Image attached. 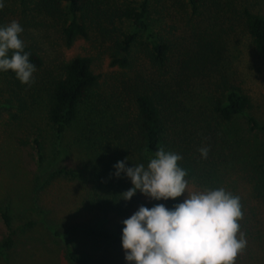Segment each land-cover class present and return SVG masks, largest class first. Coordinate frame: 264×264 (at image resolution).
I'll return each instance as SVG.
<instances>
[{
	"label": "trees",
	"instance_id": "obj_1",
	"mask_svg": "<svg viewBox=\"0 0 264 264\" xmlns=\"http://www.w3.org/2000/svg\"><path fill=\"white\" fill-rule=\"evenodd\" d=\"M21 6L13 11L4 5L0 27L13 20L23 27L20 39L36 67L33 82L22 84L12 70L0 73L10 87L8 103H14L17 113L41 105L56 139L78 120L80 107L99 85V75L87 56L78 55L48 67L31 32L50 22L58 28L66 47L80 38L91 40L92 33L97 32L110 42L109 64L132 71L122 83L133 102V118L119 124L120 128H110V132L88 128L81 138L90 156L83 171L94 183L86 199L87 208L105 214L127 212L142 193L137 190L130 200L121 198L132 183L123 172L116 177L114 165L124 161L126 167L147 166L160 148L182 157L178 165L186 170L185 179L200 190L221 187L226 162L239 167L241 178L264 202V122L248 113L250 96L224 68L228 41L237 28L247 35L255 54L264 62V14L246 0H21ZM176 14H181L180 20ZM164 18L173 22L167 31L159 28ZM177 20L189 27L191 37L178 53L169 36ZM121 21L130 22L132 30H121L116 25ZM138 53L144 60L141 68L134 64ZM33 142L40 162L42 143L37 137ZM202 147L208 148L206 158L199 151ZM58 172L76 175L64 168ZM154 201L171 209L179 197ZM0 217L9 229L8 210L0 207ZM123 227L118 225L115 233L91 228L84 232L102 241L118 242ZM11 242L9 233L0 248L10 247ZM66 258L70 263L84 262L70 248Z\"/></svg>",
	"mask_w": 264,
	"mask_h": 264
},
{
	"label": "rangeland",
	"instance_id": "obj_2",
	"mask_svg": "<svg viewBox=\"0 0 264 264\" xmlns=\"http://www.w3.org/2000/svg\"><path fill=\"white\" fill-rule=\"evenodd\" d=\"M2 2L13 11L23 7L21 0ZM246 2L264 14V0ZM176 16L180 20L181 14ZM179 20L169 34L177 46V53L191 38L189 27ZM160 24L159 28L167 31L173 22L164 18ZM116 25L121 30H132L128 21L116 22ZM31 35L48 67L78 55L91 58L92 69L99 75V85L80 107L78 120L56 139L41 105L17 113L14 103H8L10 87L0 73V207L8 210L11 222L8 229L0 217V244L9 233L12 240L10 247L0 248V264H133L125 259L122 236L118 242L102 241L88 236L84 230L115 233L117 226H124L123 221L141 205L151 208L156 205L155 201L141 194L122 214H105L87 208L86 199L94 183L83 171L84 162H89L90 156L81 140L88 128L110 132V128H120L119 124L133 118V102L122 83L132 71L109 64L110 42L99 37L97 32L92 33L91 40L80 38L69 47L64 45L58 28L50 22L43 23ZM232 36L224 68L250 96L248 113L264 122V62L257 57L249 38L240 29L237 28ZM143 61L138 53L134 64L141 68ZM146 69L143 66V71ZM239 125L245 129L242 120ZM35 137L43 147L40 162L33 142ZM225 167L220 188L240 197L244 215L239 223L247 240V247L237 256L235 264H264V202L255 197L252 185L241 178L239 167L230 166L228 162ZM61 168L76 175L61 174L58 172ZM188 184L189 191H203L191 182ZM187 195L185 191L179 203ZM68 248L83 257L84 262L70 263L66 258Z\"/></svg>",
	"mask_w": 264,
	"mask_h": 264
},
{
	"label": "clouds",
	"instance_id": "obj_3",
	"mask_svg": "<svg viewBox=\"0 0 264 264\" xmlns=\"http://www.w3.org/2000/svg\"><path fill=\"white\" fill-rule=\"evenodd\" d=\"M22 32L16 20L0 27V71L12 70L22 84H31L36 67L24 51ZM199 151L207 157V147ZM181 159L160 148L147 166L126 167L124 161L114 165L116 177L123 172L131 179L132 187L121 193L125 200L137 190L155 200H175L188 193L171 209L163 203L151 208L141 205L123 221L125 259L133 264H235L247 247L239 223L244 215L240 197L224 188L189 191L187 172L178 165Z\"/></svg>",
	"mask_w": 264,
	"mask_h": 264
}]
</instances>
